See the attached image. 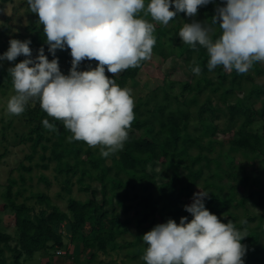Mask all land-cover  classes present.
<instances>
[{"label":"trees","instance_id":"16d2710c","mask_svg":"<svg viewBox=\"0 0 264 264\" xmlns=\"http://www.w3.org/2000/svg\"><path fill=\"white\" fill-rule=\"evenodd\" d=\"M7 2L16 3L0 0V9ZM148 2L145 0L146 6ZM224 2L214 0L200 7L194 18L178 13L167 26L153 22L156 44L152 56L159 59L158 68L177 57L184 60L191 76L179 73V79L166 86L169 91H165L163 100L157 94L159 88L145 91L138 80L149 60L113 77L121 88L132 89L135 103V118L122 150L102 157L100 146L68 142L72 134L62 121L49 117L39 103L26 106L23 114L31 125L26 139L33 145L28 158L33 160L40 148L42 161L56 162V178L69 194L68 210L62 211L52 204L44 192L32 194L36 197L33 205L18 203L13 190L18 181L11 178L5 194L8 203L3 207L14 211L16 234L4 233L0 227V264H30L28 261L37 258L38 264H56L57 256L63 257L64 264H84L85 253L90 254L86 264H144L141 257L147 245L139 235L135 241L125 238L131 224L141 229L144 223L155 226L169 218L177 224L182 216L190 221L192 216L184 206L193 202V194L200 189L209 192L205 207L222 222L231 220L238 228L247 227L249 236L241 241L247 246L244 264H264V104L260 106L264 103V82L256 79V75H264V64L256 62L246 74L227 71L222 66L209 71L206 50L200 48L196 52L178 36L184 22L195 19L210 24L216 7ZM19 7H27L32 18L29 34L16 35L17 39L31 41L32 55L43 47L52 60L37 15L30 11L27 0H22ZM19 7L14 6L12 15L19 13ZM12 15H5L4 19L12 23ZM139 15L151 21L143 12ZM3 53L0 47V56ZM56 57L61 72L67 75L72 60L70 49L57 50ZM193 61L202 69L199 76L189 67ZM5 74L11 78L0 67V78ZM106 75L112 77L107 70ZM175 87H180V92L171 94ZM224 118L225 128L218 123ZM44 119L57 130L45 129ZM259 121L263 124L262 132L255 129ZM150 163L161 165L166 179L161 184L149 172ZM42 166L50 168L48 163ZM250 166L253 172L249 171ZM21 169L29 172L33 168L22 164ZM20 179L25 181L26 174L22 173ZM96 183L99 188L95 189ZM74 185L91 196L76 198ZM242 219L248 221L247 225L240 224ZM12 241L16 244L12 245ZM6 251L12 255V261ZM43 254L47 256L41 258ZM106 257L110 261L106 262Z\"/></svg>","mask_w":264,"mask_h":264},{"label":"clouds","instance_id":"9594fccd","mask_svg":"<svg viewBox=\"0 0 264 264\" xmlns=\"http://www.w3.org/2000/svg\"><path fill=\"white\" fill-rule=\"evenodd\" d=\"M212 2L149 0L146 6L145 0H27L43 25L53 59H48L43 47L33 58L30 40H9L0 61L25 58L8 69L14 94L7 102V113L19 116L30 102L38 101L49 117L62 121L72 134L68 142L100 146L102 157L122 150L135 118V103L132 89L121 88L113 77L151 59L156 44L153 22L167 26L181 12L194 18L200 7ZM142 12L151 21L141 17ZM215 12L210 24L193 19L184 22L178 33L192 50H206L208 70L222 66L246 74L256 62H264V0H225ZM65 48L72 57L67 75L56 57V51ZM84 60L98 63L78 70ZM189 67L195 75L201 74L195 61ZM42 124L57 130L48 119ZM208 196L200 189L193 202L184 206L190 221L182 216L177 224L169 218L142 236L147 245L141 257L144 264H244L247 246L241 241L249 236L247 227L222 222L205 207Z\"/></svg>","mask_w":264,"mask_h":264},{"label":"rangeland","instance_id":"374dc122","mask_svg":"<svg viewBox=\"0 0 264 264\" xmlns=\"http://www.w3.org/2000/svg\"><path fill=\"white\" fill-rule=\"evenodd\" d=\"M15 1V4L7 2L5 8L0 9V31L2 32L1 34H3L0 39V47H2L4 52L9 48L10 39H17L16 35L24 36L29 34L28 25L29 20L32 17L27 13V7H19V3L22 0ZM14 6L19 7L20 10L16 15H12ZM5 15H12V23L4 19ZM35 53L36 52L32 55L33 58L36 56ZM20 57L21 56L17 57L18 62L22 60V58L19 59ZM158 60L159 59L156 56H152L146 66L142 69L138 80L140 81L141 88L145 91L157 90L159 88L157 94L159 95V99L163 100L165 97V91H169L166 86L171 82L177 81L180 77L179 73L182 75L185 73L187 77L191 76L186 70L183 59L171 57L163 64L161 69L158 68ZM15 63L16 61H0V67L8 71V69L14 66ZM263 64L264 62H262V65ZM95 66L96 65L92 62H82L79 67L81 70H87L89 67L94 68ZM256 79L257 82L262 83L264 82V75H256ZM180 90V87H175V89L171 91V94H178ZM13 94L12 79L5 74L0 78V227L4 233L15 236L14 211L11 207L6 209L3 207L4 204L8 203L5 194L11 178L18 181L13 189L15 193L14 197L18 203L26 202L33 205L36 202V197H32V194L44 192L50 197L52 204L59 206L62 211H67L69 194L63 190L61 183L56 178V171L53 167L56 162L50 163L47 159L46 162L42 161V150L40 148L39 152L35 154L33 160L28 158L33 152L31 141H27L26 139L31 128V125L28 124V117L23 113L19 116L10 115L6 111L7 102ZM38 103V101L30 102L29 105L30 107H34L38 105ZM263 104L264 103L262 102L260 106ZM218 123L225 128V118L218 120ZM262 125L263 124L259 121V124H256L255 129L262 132ZM221 136L223 137L225 134L221 132ZM241 159L243 160L242 157ZM44 163L50 164V168H44V166H42ZM22 164L27 167L31 166L33 168L32 171L26 172L25 170H22ZM148 169L158 180L159 184L166 180L161 172V165L159 163H150ZM249 171L253 172V167L250 166ZM22 173L26 174L25 181L20 179ZM42 177H45L46 179L43 180ZM73 188V196L76 198L86 199L91 196L90 193L80 192L77 185H74ZM94 188H99V184L96 183ZM19 190L21 193L17 194ZM108 209L110 210V208ZM153 227L154 226L150 222L144 223L141 229L138 228L136 224H131V231L125 238L127 240L135 241L136 236L139 235L142 239V236ZM144 228L148 229L144 231ZM11 244L15 245L16 241H12ZM6 254L9 260L12 261V255L10 256V253L7 251ZM63 254H65L64 251ZM89 255V253L83 255L82 261L84 264L87 263ZM43 256L46 257L47 255L43 254L41 258H43ZM106 260V262H108L110 261V258L106 257ZM54 261L56 264H64L63 257L57 256ZM28 262L30 264H38L39 258ZM70 262L71 261H69V263Z\"/></svg>","mask_w":264,"mask_h":264}]
</instances>
